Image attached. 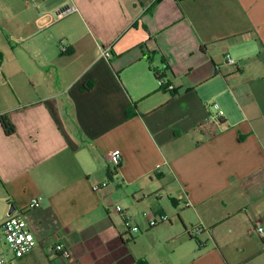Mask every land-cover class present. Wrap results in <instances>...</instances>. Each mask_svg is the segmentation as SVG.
Instances as JSON below:
<instances>
[{
    "label": "crops",
    "instance_id": "1",
    "mask_svg": "<svg viewBox=\"0 0 264 264\" xmlns=\"http://www.w3.org/2000/svg\"><path fill=\"white\" fill-rule=\"evenodd\" d=\"M0 115L7 264H264V0H0Z\"/></svg>",
    "mask_w": 264,
    "mask_h": 264
},
{
    "label": "built area",
    "instance_id": "2",
    "mask_svg": "<svg viewBox=\"0 0 264 264\" xmlns=\"http://www.w3.org/2000/svg\"><path fill=\"white\" fill-rule=\"evenodd\" d=\"M76 11L74 6H67L59 10V16L64 17L70 15ZM64 50V48L62 47ZM102 56L104 58H108L110 56V52L108 50L102 51ZM227 64L233 65L235 61L230 58L227 54L225 56ZM157 81L160 87H164L168 91L173 89L172 85H167L166 77L158 76ZM214 108L217 109V106L214 105ZM221 116V112L218 111L216 116L209 117L205 124L207 123H218V118ZM120 154L117 152L111 153L107 157V161L113 166V173L117 171L118 166L120 164ZM105 183L102 185H95L92 189L94 192H99L103 187H105ZM41 197L33 198L29 204V208H36L41 204ZM186 206H191L190 202L186 203ZM110 209L119 214L122 217V220L128 231H137V227L133 218L128 214V212L121 208L120 205L110 204ZM142 217H144L147 221L149 228L155 227L161 223H168L169 220L165 215H159L158 217H150L147 213H142ZM253 233L259 238L261 242V246L264 247V225H261L258 221H254ZM203 227L200 225L194 226L191 229V233L194 235H198L202 233ZM37 242L27 227L25 220L20 215L10 214L7 219L3 222L0 229V264H7L9 257L11 258H21L24 255L31 252ZM53 251L63 256H67L68 253L64 249L61 244H57L54 246Z\"/></svg>",
    "mask_w": 264,
    "mask_h": 264
},
{
    "label": "trees",
    "instance_id": "3",
    "mask_svg": "<svg viewBox=\"0 0 264 264\" xmlns=\"http://www.w3.org/2000/svg\"><path fill=\"white\" fill-rule=\"evenodd\" d=\"M164 74L161 72H156L155 76L156 78L158 76H163ZM0 125L3 129V132L5 135H12L15 131L14 126L9 121V119L5 115H0ZM192 238H196V236L190 235ZM199 243V242H198Z\"/></svg>",
    "mask_w": 264,
    "mask_h": 264
},
{
    "label": "water",
    "instance_id": "4",
    "mask_svg": "<svg viewBox=\"0 0 264 264\" xmlns=\"http://www.w3.org/2000/svg\"><path fill=\"white\" fill-rule=\"evenodd\" d=\"M13 209L10 208L9 211H8V215H10L12 213Z\"/></svg>",
    "mask_w": 264,
    "mask_h": 264
},
{
    "label": "rangeland",
    "instance_id": "5",
    "mask_svg": "<svg viewBox=\"0 0 264 264\" xmlns=\"http://www.w3.org/2000/svg\"><path fill=\"white\" fill-rule=\"evenodd\" d=\"M260 242V241H259ZM259 245H260V243H259ZM261 248H264V247H261Z\"/></svg>",
    "mask_w": 264,
    "mask_h": 264
}]
</instances>
